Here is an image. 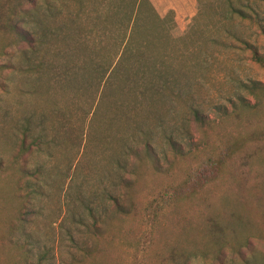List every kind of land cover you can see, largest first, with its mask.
I'll return each instance as SVG.
<instances>
[{
  "label": "rangeland",
  "instance_id": "1",
  "mask_svg": "<svg viewBox=\"0 0 264 264\" xmlns=\"http://www.w3.org/2000/svg\"><path fill=\"white\" fill-rule=\"evenodd\" d=\"M20 1L0 0V159L6 165L18 152L25 118L36 109L49 113L57 95L37 94L26 67H7L17 66L22 57L5 25ZM209 1L195 28L198 0L187 17L175 10L170 33V21L165 27L144 21L138 28L147 41L148 62L165 63L179 83L190 81L188 94L137 111H131L121 92L116 93L117 108L106 102L100 109L101 88L78 94L85 122L74 115L75 124L50 151L30 156L29 167L42 169L33 210L29 204L23 208L26 178L17 169L0 168V264H182L185 252L191 264H220L219 248L228 264H244L223 244L245 242V254L254 264H264V66L252 58L253 49L264 55V0H230L244 16L230 13L229 0ZM79 3L56 0L66 31L75 27L67 26L70 16L84 20L96 10L113 16L122 7L121 17H126L134 0H84L82 12ZM253 84L260 86L259 98L246 89ZM58 97L64 104L66 98ZM189 99L209 121L205 146ZM234 105L240 106L239 116L232 113ZM135 123L154 139L156 159L126 161L127 141L137 143ZM168 132L184 143L182 155L166 140ZM231 139L240 148L213 183L183 194L158 216L151 213L149 204L159 192L181 182L196 163ZM114 195L126 214L118 211ZM92 211L101 221V236L93 233ZM211 218L221 226L219 237Z\"/></svg>",
  "mask_w": 264,
  "mask_h": 264
},
{
  "label": "trees",
  "instance_id": "2",
  "mask_svg": "<svg viewBox=\"0 0 264 264\" xmlns=\"http://www.w3.org/2000/svg\"><path fill=\"white\" fill-rule=\"evenodd\" d=\"M79 1V8L82 12L86 8L85 3H83L84 0ZM209 2V0H198L199 12L192 28H195V25L203 18L205 7ZM26 4L30 7L27 8ZM14 6L15 8L9 11V19L5 25L12 36V44L17 45L22 57L19 65L13 66L12 64L7 67L15 69L19 67L20 70L26 67L34 80L33 85H35L34 89L37 94L45 96L57 94L51 99L52 107L49 113L39 112L36 109L25 118V124L19 131V148L14 160L6 165L4 159H0L1 169L6 171L17 169L21 179L26 178L25 187L29 191L24 195L23 208L26 209V205L29 204V208L33 210L42 169L41 167L32 169L29 167L30 156L34 152L51 150L62 138L63 133H66V130L69 132L75 124L73 116L81 117V114L86 111L84 106L76 100L78 94L95 87L96 89L101 88L103 96L101 95L98 103L100 109L106 102L109 105L114 104L117 108L119 103L116 102L118 100L116 93L121 92L124 98H127L131 111H137L147 106L152 107L155 102L163 100L167 102L169 99V102L174 103L175 98L189 93L191 83L188 80L179 83L176 76L164 65L165 63L148 62L145 49L147 41L142 39V32L138 29L142 27L144 21L161 27H165L170 21L171 26L166 28V31L170 33L171 28L176 25L173 9L163 16L151 0H134L132 11L129 15L126 13V17H121L124 10L122 7H118L113 16L100 10L89 13L84 20L79 15L70 16L67 26L75 27L73 30L68 28L66 31L65 24L60 19L62 11L56 4V0H21ZM229 7L232 15H245L244 11L230 0ZM30 21L33 22L32 26H30ZM76 25L79 27L76 28ZM252 58L264 66V55L259 54L256 49H253ZM259 88L257 84L246 86V89L258 98V91L261 90ZM58 95L66 98L64 104L60 103ZM67 100L72 101V106ZM187 102L194 121L205 133L203 141L205 146L207 143L206 126L209 121H206L200 105L194 99H189ZM239 108L240 106H233V115H240ZM223 115L229 114L225 112ZM54 116H60V119L54 121ZM81 119L84 123L87 118L81 117ZM134 130L138 136L134 142L136 140L137 143L133 146L132 140L127 141L126 161L132 158L153 160L157 155L154 139L149 137L140 124L135 123ZM143 135V138L140 137ZM166 140L170 142L174 150H177L176 154L179 156L183 154L184 143L178 141L174 133L168 132ZM238 148L240 146L237 141L231 139L216 153H210L206 158L201 159L186 173L181 182L166 187L155 196V200L149 204L151 213L158 216L175 200L184 197L185 194L193 195L198 189L213 183ZM141 150L144 151L143 154ZM127 162L122 165L125 170ZM130 173L134 174L135 171H130ZM126 179L123 177L124 181ZM113 202L119 212L127 213L118 196H113ZM24 212H21V219L26 220ZM91 215L93 233L101 236V221L96 212L92 211ZM209 222L213 230H215L214 227L218 229L213 233L219 237L221 226L216 219L211 218ZM223 245H230L234 252L243 259L244 264H254L253 259L245 254V247H249L247 242L224 243ZM222 251L220 248L216 251V259L220 261V264H228ZM190 260L189 254L185 252L182 264H191Z\"/></svg>",
  "mask_w": 264,
  "mask_h": 264
},
{
  "label": "crops",
  "instance_id": "3",
  "mask_svg": "<svg viewBox=\"0 0 264 264\" xmlns=\"http://www.w3.org/2000/svg\"><path fill=\"white\" fill-rule=\"evenodd\" d=\"M153 3H155L161 13H166L169 8H173L176 10L179 17L184 16L187 17L191 13L194 12V4L197 0H151ZM159 4H170L167 7H164V5Z\"/></svg>",
  "mask_w": 264,
  "mask_h": 264
}]
</instances>
